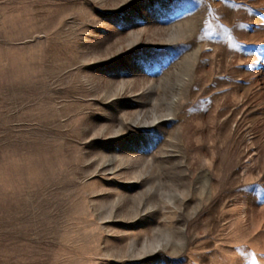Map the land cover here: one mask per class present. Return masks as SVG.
<instances>
[{
	"label": "rangeland",
	"instance_id": "obj_1",
	"mask_svg": "<svg viewBox=\"0 0 264 264\" xmlns=\"http://www.w3.org/2000/svg\"><path fill=\"white\" fill-rule=\"evenodd\" d=\"M0 264H264V0H0Z\"/></svg>",
	"mask_w": 264,
	"mask_h": 264
}]
</instances>
